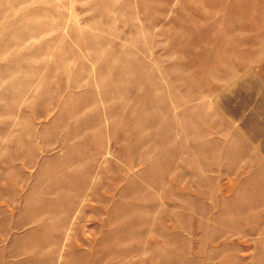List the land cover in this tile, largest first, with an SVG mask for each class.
<instances>
[{
	"label": "rangeland",
	"instance_id": "374dc122",
	"mask_svg": "<svg viewBox=\"0 0 264 264\" xmlns=\"http://www.w3.org/2000/svg\"><path fill=\"white\" fill-rule=\"evenodd\" d=\"M0 264H264V0H0Z\"/></svg>",
	"mask_w": 264,
	"mask_h": 264
}]
</instances>
